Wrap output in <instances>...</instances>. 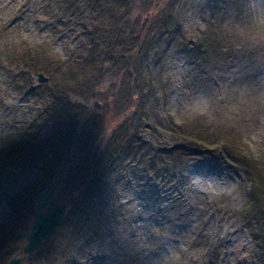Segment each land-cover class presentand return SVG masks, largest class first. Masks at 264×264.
<instances>
[{
    "label": "rangeland",
    "instance_id": "1",
    "mask_svg": "<svg viewBox=\"0 0 264 264\" xmlns=\"http://www.w3.org/2000/svg\"><path fill=\"white\" fill-rule=\"evenodd\" d=\"M128 2L114 21L106 0H0V160L38 120L42 139H55L69 118L75 128L69 143L48 142L46 157L29 161L26 172L37 178L57 165L59 175L67 165L53 202L67 203L66 216L46 243L53 251L24 255L25 224L14 245L0 249V264L14 257L20 264H159L164 250L173 264H256L241 216L253 185L243 161L193 148L170 129L196 128L208 141L220 134L253 159L264 157V51L238 49L230 31L244 18L243 0ZM169 13L180 26L177 41L162 30ZM135 37L144 43L136 73L146 81L132 97L130 76L117 67L130 61ZM203 37L215 52L191 55L186 43ZM92 44L88 77L66 84L65 70ZM119 128L133 132L137 153L111 172L108 147ZM172 148L182 152L183 167L174 166ZM153 150L154 160L147 157ZM92 177L103 180L105 201L96 223L83 224L76 200ZM6 209L0 205V235L9 231ZM29 215L33 222L35 210Z\"/></svg>",
    "mask_w": 264,
    "mask_h": 264
},
{
    "label": "trees",
    "instance_id": "2",
    "mask_svg": "<svg viewBox=\"0 0 264 264\" xmlns=\"http://www.w3.org/2000/svg\"><path fill=\"white\" fill-rule=\"evenodd\" d=\"M128 1L129 0H106L107 6H105V8H107V12L111 13V18L114 21H117L118 16L127 10V6L129 5ZM152 1L159 2L164 0ZM104 5L105 4L102 5V8ZM164 21L165 24L163 23L162 30L166 34V38L171 41L181 39L180 26L177 25L174 16L169 13L166 15ZM133 41L134 43L131 44L130 49H128V55L131 56L130 61H124L117 67L119 70L126 68V71L130 76L129 88H131L132 97L139 95V92L143 88V84L146 81L143 74L139 75L136 73L138 67H140L138 59L141 57L140 53H142V46L144 43L140 37H135ZM186 44L189 47L190 54L193 56L194 54L196 55L199 53L201 54L196 55L197 57L203 54L207 55L215 52V50L211 48L210 41L207 37H203L198 39L196 42ZM88 51L89 52H87L84 58H79L78 61H73L69 64L63 77L66 84L72 83L71 78L73 77L78 78L81 75L86 78L88 77V71L94 67L88 68V63H90V66L95 63L93 62L95 44L90 45L88 47ZM49 63L51 64L53 62L49 60ZM69 120L70 122L68 121L69 123L67 124V128L63 127V131L60 130L61 132L54 136L55 139H51V136L46 137L45 139L40 138L42 129L44 128V120L42 119L34 122V124L30 127L31 131L22 134V137L20 138L21 141L19 143L17 142L18 146L16 150L12 152L9 151L6 154L8 156L4 161L0 160V205L7 208L6 211L8 216L6 218L7 224L5 227L9 228V231L6 234L1 232L0 249H7V246H11L15 242V238L20 236L23 231L22 225L26 224V233H29L32 224V219L29 217V214L31 212L33 213L34 205L39 197L46 193L50 187L54 186L56 182L55 177L60 175V170L59 175H57L56 172L58 171V166L53 165L49 166V169L47 168L48 170H45L44 173L42 172L39 177L28 178L26 173L28 171L27 167L32 161L36 164L39 157H46L45 153H47L48 150V142H51V145L52 143H55V147H58L69 141L68 139L71 137L70 135L74 133L75 130L74 124L72 123L74 122V119L69 118ZM122 128H119L120 132L118 133L117 131L118 134H114L108 147L109 155L107 156L106 162L109 164L107 169L111 172L115 163L120 161L122 163V161L127 160L130 155L135 156L137 153L135 145L136 138L134 136L130 137L133 132H129L130 134L128 135V132ZM170 129H173L175 133L180 135L184 142L188 143L193 148L203 146L205 149L221 151L225 158L229 161L236 159L243 161L247 172L250 174L253 185L250 189L248 199L241 210V216L244 223L248 225V228L253 236L251 257L256 264H264V166H262L264 164V157L257 156V158L253 159L249 154L242 153L243 151L236 141L231 139L229 140V138L220 134L208 141L209 135L196 128L189 129L176 127L170 124ZM91 135L94 136L96 134L94 132H90V136ZM64 139L67 140L64 141ZM168 153L170 156L172 154L171 158L174 166L176 167V165H179L181 167L184 159L181 157L182 152H178V148H172ZM156 155L157 154L154 150L153 153H147V157L153 160L157 158ZM97 160L98 157L94 155L87 161L91 165L94 164V162H97ZM182 169L183 168L179 170ZM103 187V180H95V177H92V179L84 185L80 199L76 200L78 209L76 217L83 224L96 223L95 217L98 216L99 209L102 210L101 208L105 201L102 200L104 198L101 195L102 192L104 193ZM26 219L28 223L25 222ZM49 244L50 243L44 244L41 247L45 249L48 248L47 250L50 253L53 250ZM6 253L7 252H5V254Z\"/></svg>",
    "mask_w": 264,
    "mask_h": 264
},
{
    "label": "water",
    "instance_id": "3",
    "mask_svg": "<svg viewBox=\"0 0 264 264\" xmlns=\"http://www.w3.org/2000/svg\"><path fill=\"white\" fill-rule=\"evenodd\" d=\"M39 81L46 82L47 78L40 73ZM66 170L67 165L61 167V174L56 179L54 186L42 194L34 205L36 216L31 224L27 242L23 247L24 255H30L42 245L46 244L51 239L57 226L66 216V202L53 204L56 189L60 186ZM21 261L22 257H14L7 264H20Z\"/></svg>",
    "mask_w": 264,
    "mask_h": 264
},
{
    "label": "clouds",
    "instance_id": "4",
    "mask_svg": "<svg viewBox=\"0 0 264 264\" xmlns=\"http://www.w3.org/2000/svg\"><path fill=\"white\" fill-rule=\"evenodd\" d=\"M243 4L244 18L230 27L235 45L244 51H264V0H243ZM156 259L159 264H173L170 250H164Z\"/></svg>",
    "mask_w": 264,
    "mask_h": 264
}]
</instances>
